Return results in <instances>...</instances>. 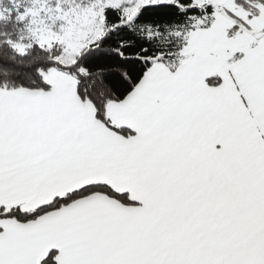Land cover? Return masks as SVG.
Returning <instances> with one entry per match:
<instances>
[{
  "label": "snow or ice",
  "instance_id": "6c2138e0",
  "mask_svg": "<svg viewBox=\"0 0 264 264\" xmlns=\"http://www.w3.org/2000/svg\"><path fill=\"white\" fill-rule=\"evenodd\" d=\"M0 264H264V0H0Z\"/></svg>",
  "mask_w": 264,
  "mask_h": 264
}]
</instances>
